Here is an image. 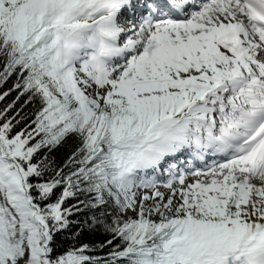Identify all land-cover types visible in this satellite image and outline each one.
Masks as SVG:
<instances>
[{"label": "snow or ice", "instance_id": "6c2138e0", "mask_svg": "<svg viewBox=\"0 0 264 264\" xmlns=\"http://www.w3.org/2000/svg\"><path fill=\"white\" fill-rule=\"evenodd\" d=\"M9 82L0 264H264V0H0Z\"/></svg>", "mask_w": 264, "mask_h": 264}, {"label": "trees", "instance_id": "16d2710c", "mask_svg": "<svg viewBox=\"0 0 264 264\" xmlns=\"http://www.w3.org/2000/svg\"><path fill=\"white\" fill-rule=\"evenodd\" d=\"M10 83H7L5 85L0 86V92L6 90L8 87H10ZM15 98V93H9L7 97H5L4 100L0 101V108L5 106L7 103L11 102ZM23 99H26V97L22 98L21 100L17 101L16 106H19L21 103H23Z\"/></svg>", "mask_w": 264, "mask_h": 264}]
</instances>
